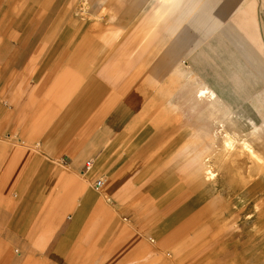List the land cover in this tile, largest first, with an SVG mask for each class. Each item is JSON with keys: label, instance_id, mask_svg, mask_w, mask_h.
I'll return each instance as SVG.
<instances>
[{"label": "crops", "instance_id": "crops-1", "mask_svg": "<svg viewBox=\"0 0 264 264\" xmlns=\"http://www.w3.org/2000/svg\"><path fill=\"white\" fill-rule=\"evenodd\" d=\"M262 93L264 0H0V264H236L203 168Z\"/></svg>", "mask_w": 264, "mask_h": 264}, {"label": "rangeland", "instance_id": "rangeland-1", "mask_svg": "<svg viewBox=\"0 0 264 264\" xmlns=\"http://www.w3.org/2000/svg\"><path fill=\"white\" fill-rule=\"evenodd\" d=\"M255 100L256 102L247 104L241 110L240 134L234 130L237 140L235 147L230 150L225 147L224 151L219 152L222 155L220 165L203 168L209 191V207L214 212L200 237L216 242L214 244L218 245L219 261L234 260L236 264H264V228L260 229L259 225H255L257 219L259 222L262 219L261 208L264 204L260 208L259 203L263 199L251 198V194H248L253 189V192L264 197V147L242 130L248 115L264 113V93ZM261 120H264V116ZM259 131L264 132L261 128ZM229 139L227 137L226 140ZM245 140L255 149L259 160L252 159V156L250 158L248 149L242 143ZM207 171L210 172L209 175L206 174Z\"/></svg>", "mask_w": 264, "mask_h": 264}, {"label": "bare ground", "instance_id": "bare-ground-1", "mask_svg": "<svg viewBox=\"0 0 264 264\" xmlns=\"http://www.w3.org/2000/svg\"><path fill=\"white\" fill-rule=\"evenodd\" d=\"M227 137H229L230 139L229 140H226L225 141V146L224 147H227V149H229L230 150V148H232V147H235V141L236 140H234V136H230V135H227ZM243 143V145L248 149V152H249V155H250V158H251V156L253 157L252 159H257V160H259V155L257 154V152L255 151V149L253 148V147H251V145L249 144V142L248 141H243L242 142ZM243 146V147H244ZM226 149V150H227ZM228 150V151H229ZM231 152V151H230ZM229 153V152H228ZM249 158V159H250ZM254 161V160H253ZM254 165V164H253ZM256 171V170H255ZM261 172H263V171H261ZM210 173V172H209ZM256 175V174H255ZM263 176V175H262ZM209 179H211L210 177H208ZM250 179V178H249ZM248 182V181H247ZM254 183H256L255 181H254ZM237 184V183H236ZM248 184V183H247ZM260 185V184H259ZM259 185H257V187L259 186ZM250 186V185H249ZM255 186V185H254ZM255 188H256V186H255ZM252 191H253V189H252ZM244 192V191H243ZM264 193V192H263ZM258 196H259V194H258ZM244 199V198H243ZM253 200V199H252ZM260 204V206L261 205H263L264 204V199L259 203ZM262 207V206H261ZM262 209V208H261ZM259 222V221H258ZM259 223H262V224H260V228H264V211H263V220L261 221V222H259ZM263 243V242H262ZM260 245V244H259Z\"/></svg>", "mask_w": 264, "mask_h": 264}, {"label": "built area", "instance_id": "built-area-1", "mask_svg": "<svg viewBox=\"0 0 264 264\" xmlns=\"http://www.w3.org/2000/svg\"><path fill=\"white\" fill-rule=\"evenodd\" d=\"M91 165H92L91 162H87V163H86V166H85V170H86V171L90 170ZM103 185H104V181H103L102 179H99V180H97V182H96V184H95V188H96V189H100L101 187H103Z\"/></svg>", "mask_w": 264, "mask_h": 264}]
</instances>
